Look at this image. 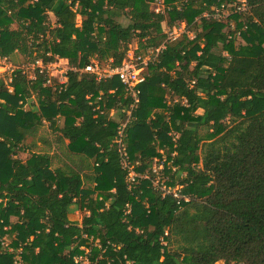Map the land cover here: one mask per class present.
I'll return each instance as SVG.
<instances>
[{
  "label": "trees",
  "instance_id": "trees-1",
  "mask_svg": "<svg viewBox=\"0 0 264 264\" xmlns=\"http://www.w3.org/2000/svg\"><path fill=\"white\" fill-rule=\"evenodd\" d=\"M154 1L0 0V57L16 65L0 74V239L13 248L0 264L18 249L23 264H76L82 247L93 264H264V0L226 20L215 15L235 0H164L159 13ZM178 21L195 38L169 43L139 86L125 140L150 176L130 186L116 136L131 99L119 78L71 68L118 67L133 40L160 45ZM19 54L67 59L66 82L39 69L31 79ZM45 122L74 164L54 166L48 150L17 156ZM163 156L166 185L188 200L154 185Z\"/></svg>",
  "mask_w": 264,
  "mask_h": 264
},
{
  "label": "built area",
  "instance_id": "built-area-1",
  "mask_svg": "<svg viewBox=\"0 0 264 264\" xmlns=\"http://www.w3.org/2000/svg\"><path fill=\"white\" fill-rule=\"evenodd\" d=\"M166 6L164 3V0H155L153 3V9L155 12H164ZM249 9V5L247 0H235L232 5L225 6L222 5V8L216 13L215 17L219 20H225L229 18V16L232 13H238L241 14L244 11H247ZM227 10H230L228 14H226ZM205 16H208L209 14L207 12L204 13ZM164 30L166 33L165 40L157 46H147L143 50L139 51L138 53L134 52L132 55H128L123 60L122 64L118 67H111L108 65L106 69L102 67V63H99L96 60H93L90 64L83 68H77L72 67L71 69L79 71V72H87L92 75H95L97 80H103L107 78H113L114 76L119 78L121 84L124 86L125 89V96L130 97L131 103L129 104V107L127 109H123L124 112H126V116L119 122L118 126V134L116 136V142L118 145V149L121 153V163L123 164V167L128 170L127 173V180L129 182L130 186H136L139 182L140 178H148L150 176L149 172H145L144 174L137 173L134 169V163L131 162L128 151H127V144L125 140L126 136V128L127 126L136 118L132 115V111L136 110L139 102H140V84L145 81L146 72L151 64H154L158 62L160 54L167 48L169 43H172L173 41L177 40L181 35L186 33L191 39L195 38V34L192 30L187 29V24L184 21H178L174 25H164ZM240 34V32L238 33ZM63 58H60L57 56V60L48 64H44L41 60H37L36 62L32 63V74L30 76L31 79H35V71L36 69H39L40 72H46L51 75L49 72L50 67L53 66L52 64L58 63ZM2 60H7L5 57H0V62ZM25 72L26 67L23 66ZM9 70L13 71L15 69V66H9ZM70 69L69 63L66 72ZM66 72L64 73V79L60 80V83L66 82ZM51 79L49 78L47 80V84H51ZM88 96V98H90ZM178 99L170 100L171 102H177ZM113 114V113H112ZM170 135L173 136L175 139L178 134L175 132H170ZM169 163V162H168ZM157 164L161 165L160 167L157 166ZM166 164V157H155L153 160V166L152 171L156 175V179L154 180V185L159 186L161 190H163L164 193H173L178 198H183L185 200H188L189 198L186 196H182L178 192V188H171L166 187L165 183L164 185L158 180V178H161L165 175L164 171V165ZM159 167V168H157ZM131 211V206L128 204L126 213H129ZM7 227H5L6 229ZM1 246L2 250H0V253L3 251L12 252L13 248L11 246V241L8 239L7 236L1 237ZM94 244L99 245V241H95ZM84 250L83 254H80L75 257V263L76 264H93L92 259L90 258L89 254L91 249L82 247ZM18 253L16 254V257L14 259V264H23L22 256H21V249L17 250Z\"/></svg>",
  "mask_w": 264,
  "mask_h": 264
},
{
  "label": "rangeland",
  "instance_id": "rangeland-1",
  "mask_svg": "<svg viewBox=\"0 0 264 264\" xmlns=\"http://www.w3.org/2000/svg\"><path fill=\"white\" fill-rule=\"evenodd\" d=\"M230 12V10H227L226 14H228ZM51 19L52 21L54 20V15L51 13ZM226 20V19H225ZM78 23H81L82 21V17L78 16L77 19ZM119 21L123 24L126 25L128 23V19H126L125 17H122L119 19ZM230 26L232 28L236 27V23L235 21H230ZM238 39L237 41H241V38L239 35H237ZM129 52L128 55H132L134 54V52H138L143 50L144 48H140V43L137 40H133L130 45H129ZM140 49V50H138ZM16 59V58H15ZM18 62H20L21 64H19L18 66H25L26 67V71L28 74H32V63L30 62H26L25 57L22 56L21 54L18 55L17 57ZM15 66L16 65L11 61V60H2L0 62V74L5 73L6 76H9L10 72H12L11 70H9V66ZM53 66L50 67L49 72L51 73L50 76H52V79H64V73L67 70V67L64 66L62 64V61H59L58 63H54L52 64ZM108 62H102V67L104 69H106L108 67ZM36 102V98L35 96H33L30 100H29V104L27 105V107L29 108L33 103L35 104ZM199 113H202V110H198ZM44 137L46 138L48 141L47 142H43L41 141L39 138L40 137ZM32 139H35L36 141V146L34 148H32V150L30 149L28 144H31ZM26 144L27 146L22 147L20 150H18L17 156H19L20 158H22L23 160H26L30 157V155L34 152V151H50V152H54V166L57 165H62L64 163H70V164H74L73 161L66 155V151L64 149V146L62 145V142H57V132L55 130H53L52 127H50L48 122H45L44 125L39 129L38 134H36L34 137H30L28 138V140H26ZM157 166H161L159 164H157ZM157 167V168H159ZM164 169H165V165H164ZM167 180H168V176L165 174L163 177L158 178V180L156 182H161L163 185L165 183V186L167 187ZM84 214V212H80V214H75L73 215L74 219L77 220H81L82 219V215ZM8 239L11 241V236H8ZM216 264H225L224 261H218Z\"/></svg>",
  "mask_w": 264,
  "mask_h": 264
},
{
  "label": "crops",
  "instance_id": "crops-1",
  "mask_svg": "<svg viewBox=\"0 0 264 264\" xmlns=\"http://www.w3.org/2000/svg\"><path fill=\"white\" fill-rule=\"evenodd\" d=\"M61 61H62V64H63L64 66L68 67V61H67V59H64V58H63ZM75 214H80V212L77 211L76 213H74V215H75Z\"/></svg>",
  "mask_w": 264,
  "mask_h": 264
}]
</instances>
